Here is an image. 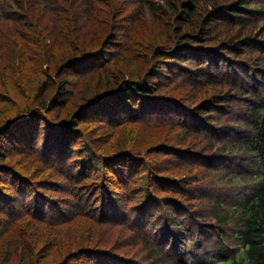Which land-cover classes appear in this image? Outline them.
<instances>
[{
    "label": "trees",
    "instance_id": "1",
    "mask_svg": "<svg viewBox=\"0 0 264 264\" xmlns=\"http://www.w3.org/2000/svg\"><path fill=\"white\" fill-rule=\"evenodd\" d=\"M139 1L154 21L167 28L168 33L165 40L158 41L155 38L149 42L151 44L145 51L148 55L140 54L143 56L142 64H144L141 66L143 70L141 73H135L140 69L134 67L135 63L119 60L127 49L116 43L114 36L104 37L102 45L100 41L94 47L84 46L85 49L74 45V41L68 38L61 46L65 49L73 46V52L56 60L53 69L50 68L52 60L49 59L47 67L41 72L45 79L39 76L34 79L39 72L37 65L34 66L32 61L39 53H46L47 50V46L44 45L39 35L36 40L32 32L29 35L24 34V40H20L11 51L7 47L18 41V34L7 40V43L0 44V218L4 216L6 218L0 222V227H5L7 230L9 227L16 226L12 230L17 234L16 249L12 251H17L19 262L14 264H38L39 245L37 242L44 238V236H38L41 226L49 228L51 224L57 223L70 228L68 226L76 218L82 215L85 217L87 214L99 221L112 222L109 221V209L113 206L118 207L122 203L121 200L123 202L126 198L128 200V196L131 200L134 187L140 185L135 182L136 179L133 180L131 177L142 163L128 153L126 162L127 164L129 162L128 166L131 165L130 170L135 169V171L126 174L127 168L124 162L118 167L122 172L119 179L123 181V184L129 183L132 186L128 192L125 190L118 202L119 198L113 196L110 186L108 187L110 185L108 178L104 173V169L109 167L111 161L105 158L99 159L101 166L96 168L87 156L78 158L74 154L77 146H71L69 141H74L76 137L81 142V137H83L77 129L78 116L71 120L68 116L58 117L52 113L53 109L61 110L65 107V102L70 96L69 91L73 87L72 76L79 73L84 74L86 71L92 74L103 70L104 73L101 74L97 90L93 95L96 98L88 103L84 101L87 105L83 103L84 105L81 106L84 110L81 115H85L90 121H99L101 114L111 116L110 120H106L105 123L112 121L113 116L115 117L114 128L126 122L133 123L140 117H154L156 114L168 121L173 120L172 122H175L177 127L185 129V133L192 134L193 131L185 123L186 118L193 122L205 121L206 123V120L210 119L208 114L214 110L213 108H216L220 102L225 103L226 99L222 98L224 95L212 96L197 105L195 103L185 105L165 98L169 101H161V95H156L157 86L155 85L162 81V78L164 82L160 85L166 83V79L173 80L171 74L174 76V69L171 67L167 69L165 65H162L163 60L172 62L175 66H182L179 77H186L184 75L188 72L193 73L195 71L193 68L199 67L197 70L206 68L208 72H212V77L216 81L238 91L243 90L250 95L252 98L250 102L243 100L246 112L244 134L239 139L226 140L224 145L229 154L239 155V161L243 166L240 163V168L233 170L231 174H221L216 169L218 162L214 158L209 159L210 170L216 169L214 174L209 173V175L215 178L220 177L224 179L221 182L233 187L230 192V189L223 190V192L220 190L221 193L216 196L205 197L210 200L208 216L214 219V227L207 225L209 227L204 226L201 231L195 230V226H188L185 220V217H189V209H193L191 204L183 210L177 200L176 202L160 200L153 204L155 206L152 212H155V209L157 211V208L161 210L168 208L170 212L166 215L163 210L166 216V218L163 217L164 220L162 219L163 224H155V229L149 236L145 233L142 237V229L144 230L150 222H142L145 224L138 226L139 233L135 230L140 236L138 241L143 247L155 251L160 264H264V76H252L248 91L234 81L214 75L216 70H220L221 73L223 70L228 71L230 64L235 63L237 58L246 51H254L255 46L251 42L253 31L249 33L244 31L246 27L244 24L240 27L237 36L225 42H219L218 39L212 37L211 28L213 24L211 19L214 18L218 24H223L224 17L231 21L239 17L251 20L260 18L264 21V6L252 13L251 0H238L230 3L218 0H166L164 5H159L152 0ZM15 5L23 14L28 15L22 0H15ZM1 13L3 17L13 19L12 15L4 14V10H1ZM31 27L35 33L36 28ZM45 31L48 30L45 29ZM50 32L51 30L48 33ZM261 34H264V26L261 28ZM28 43H37L38 47L27 51ZM110 50L114 53L113 56ZM12 54H14L13 57ZM262 59L264 60V54ZM217 62L226 64L213 65ZM111 63L112 66L115 65L112 69L108 68ZM29 66H34L32 76H23V69ZM216 66H222L223 70L215 68ZM130 72L135 74H131L132 77L127 76ZM228 72L230 74V70ZM231 73L235 79L239 77L241 70L234 66ZM189 83L194 84V81ZM27 85L32 88H27ZM10 87L12 91L9 90ZM14 89L18 91V94H15ZM235 95L240 99L243 97L240 92ZM179 105L182 108H179ZM87 106L90 107L87 108ZM173 111L178 116H175ZM182 113L186 115L182 116ZM39 131L41 137L37 145L35 139ZM201 131L202 128H199L197 134ZM13 144V148L9 149L8 146ZM50 146L55 147L50 148ZM88 146V144L85 145L87 148ZM92 149L96 153L93 147ZM63 150L66 151L65 158L60 157ZM189 152L188 148L183 153L189 155ZM14 154L35 163L40 162L58 173L64 181L68 198L61 197L62 195L51 196L44 192V185L47 181L37 178L31 171L22 172L18 167L20 161H12L9 157ZM57 160L64 164L57 165ZM194 161H198V158ZM67 165L73 169L71 171L68 169V173L65 172ZM102 169L103 173L100 172ZM147 172H138L137 175L148 176V180L150 179L146 183L148 188L155 185L158 191L160 189L173 193V191H180L179 187L183 185L180 178L179 183H174L151 171ZM139 178L141 177L138 176ZM168 182H173L170 184L174 185L173 189L165 186ZM162 183L165 184L161 185ZM191 183L193 182H186L184 185V195L188 202H194L198 196L194 195V193L197 194L198 187H193ZM56 207L59 210L58 216L54 214ZM24 220L27 225L24 224ZM195 224L197 225V223L192 225ZM199 224V227L205 225L204 220ZM70 229L69 231L64 230V233H70ZM56 234L53 239H48L44 248L45 250L55 249V258L59 257L60 252L64 255L63 263L68 264L73 259L70 258L73 247L70 245V250H67L64 236L59 232ZM91 236L95 235L89 233L87 237H84L91 241V244L85 243L83 238L77 239L76 257L85 255L90 263L96 261L97 264V254L102 253V247L97 241L93 242ZM239 246H242L245 254V258L241 260L231 255L234 248ZM49 257L53 259L52 255H49L48 259ZM116 259H118L116 255L111 258V260ZM46 264L53 263L47 260Z\"/></svg>",
    "mask_w": 264,
    "mask_h": 264
},
{
    "label": "rangeland",
    "instance_id": "2",
    "mask_svg": "<svg viewBox=\"0 0 264 264\" xmlns=\"http://www.w3.org/2000/svg\"><path fill=\"white\" fill-rule=\"evenodd\" d=\"M152 1L159 5H164L166 2V0ZM218 1L230 3L238 0ZM251 1L252 5L250 10L252 13H254V10H260L259 7L264 6V0ZM22 2L28 15L23 14L15 5V0H0V44L7 43V40L13 36L16 37L18 34V41H15L14 44H9L7 47L11 51L13 50V46L16 47L20 40H24V34L29 35L32 32L36 40L39 38L38 35L40 36L44 45L47 46V50L46 53H39L35 60L32 61L34 66L37 65V71L39 72L34 79H37L38 76L41 79H45L41 72L42 69L47 67V61L49 59L52 60L50 68L53 69L56 60L73 52V46H69L70 48L68 47L66 49L61 46L68 38L74 41V45L85 49V47L97 46V43L100 41L102 45L104 37L114 36L116 43H119L127 49L119 60H128L129 63H135L134 67L141 69H138L139 71L135 69V73H141L143 71L141 66H144L142 64V55H148L145 51H147V48L151 44L149 42L155 38L161 41L168 37L167 28L163 24L160 25L159 22L154 21L148 10L142 7L139 0H108L106 2L100 0H22ZM1 10H4V14L12 15L13 19L3 17ZM211 20L213 22L211 27L213 30L212 37L218 39L219 42L229 41L231 38L237 36L243 24L246 26L244 31L248 33L251 30L253 31V36L251 37L253 40L251 42L254 43V51H246L237 58L235 63L230 64V74L228 72L229 70L224 71L222 66L215 67L223 70L222 73L220 70H213L214 75H220V77L234 81L241 88L249 91L251 77L264 76V60L262 59L264 54V34H261L264 21L260 18L251 20L242 17L234 18L231 21L224 17L223 24H218L215 18ZM31 26L36 28L35 33V30ZM45 29L48 31H45ZM49 30H51L50 33H48ZM37 47V43H28L26 45L27 51L29 49L34 50ZM110 52L113 56L114 53L111 50ZM13 56L14 54H12ZM122 64L126 65V63ZM219 64L226 63L217 62L213 65ZM162 65H165L167 69L170 67L173 68L174 76L171 74L170 76L173 80L166 79V83L160 85L161 82H164V78H162L163 80L155 85L157 86L156 95H161V101L173 99L172 101H178L185 105H192L194 103L197 105L212 96L219 95L221 97L224 95L222 98L226 99L225 103L220 102L216 108H213L214 110L208 114L210 119L206 120V123L205 121L193 122L186 118L185 123L193 131L192 134L185 133V129L177 127V124L172 122L173 120L168 121V119L156 114L154 117H140V119L135 120L133 123L128 124L126 122L114 128L113 120H115V117L113 116L112 121L105 123L106 120H110L109 118L111 116L101 114L99 117L101 121H90V119H86L85 115H81L84 111L81 109V106L84 105L83 103H88L96 98L93 95L97 90V83L101 78V74L104 73L103 70L92 74H88V71H86L84 74L79 73L78 75L72 76L71 81L73 87L69 91L70 96L65 102V107L61 110L53 109L52 113L58 117L68 116L71 120L75 116H78L77 129L83 137H81V142L76 137H74V141H69L71 146H77L74 149V154L78 158L87 156L88 160H91L92 165L96 166V168L101 166L99 159L103 160L105 158L111 161L109 167L104 169V173H106V177L108 178V183L110 184L108 187L110 186L113 196L119 198L117 200L118 202L121 200L120 198L123 196L125 190L128 192L132 186L129 183L127 185L123 184V181L119 179L122 172L118 167L120 164H124V162L127 168L126 174L135 171V169L134 171L133 169L130 170L131 165L128 166L129 162L128 164L126 162L128 153L133 155L132 158L135 157L142 163L141 167H138L139 169L134 173L135 176L133 175L131 177L133 180L136 179L135 182H138L140 185L139 187H134L131 200L128 196V200L127 198L125 202L121 200L122 203L118 207L113 206L109 209V221L112 222L99 221L87 214L85 217L82 215L76 218L68 226L72 229L57 223L51 224L49 228L41 226L38 231V236H44V238L37 242L39 245L37 255L38 264H46L47 260L53 264H65L62 261L64 260V255L59 252V257L55 258V249L45 250L44 248L48 239H53L58 232L64 236L65 242L67 243V250H70V245L73 247L72 254L71 256L69 255L73 259L68 264H96V261L90 263L85 255L83 257H76L75 243L78 242L77 239L83 238L82 240L85 243L91 244V241L84 238L89 233L95 235L91 236L93 242L97 241L99 246L102 247V253L97 254V264H160L157 261L159 257L155 255V251L143 247L142 243L138 241L140 236L137 234L140 231L138 226L145 224L142 222H150V224L147 223L148 226L144 230L142 229V237L145 233L148 236L151 235L155 229V224H163L162 219L164 220L163 217L166 218L163 210L167 215L170 209L161 210L157 208V211L155 209V212H152L154 210L153 206H155L153 204L160 200L163 202L165 200L176 202L177 200L182 205L183 210H186L191 204L193 209H189V217H185V220L188 226H195V230L201 231L204 229V226L209 227L207 225L211 227L215 226L214 219L208 216V203L210 200L205 199V197L208 196L210 198L216 196L221 193L220 190L223 192V190L230 189V192L233 187H229V185L221 182L224 179L220 177L215 178L213 175H209V173L214 174L216 169H218V173L229 175L233 170L240 168L239 164L241 161H239V155L229 154L225 150L224 145L228 140L232 138L239 139L244 134L246 112L243 107V100L250 102L252 98L243 90L238 91L233 87L231 88L216 81L212 77V72H208L206 68L199 70H197L199 67L193 68L195 70L193 73L188 72L184 75L186 77H179L178 75H180L182 66H175L172 62H167L166 60H163ZM34 66H29L26 69L22 68L23 76H32ZM114 66L111 63L108 65V68L112 69ZM234 66L241 70V74L239 77H235V79L231 73ZM135 73L130 72L127 76ZM208 78L210 80H207ZM192 81H194V84L189 83ZM26 87L29 89L32 88L30 85ZM9 90L12 91V88L10 87ZM17 92L15 91V94H18ZM239 92L243 95L241 99L235 95ZM233 95L235 96L233 97ZM229 99L230 102H228ZM87 103L85 104L87 105ZM178 107L182 108L180 105ZM173 114L178 116L175 112ZM185 115V113H182V116ZM122 116L126 118L123 114ZM116 117L119 118V115L116 114ZM199 128H202V131L200 134H197ZM40 137L41 132L39 131L35 139L36 144L39 142ZM86 144L89 145L88 148L85 147ZM13 146L14 144L9 145L8 148H13ZM91 146L96 150L97 154L94 153ZM53 147L55 146H50V148ZM188 148L190 152L188 153L189 155H186L183 152ZM176 154L178 156L177 158ZM65 155L66 151L63 150L60 157L65 158ZM9 157H11L12 161H20L18 167L22 172L29 173L31 171L35 173L34 175L37 178L42 179V181H47L44 185V192L49 193L51 196L62 195L61 197L68 198L64 181L58 173L49 167H45L40 162L35 163L32 160H26L17 154ZM197 158L198 161H194ZM211 158H214L218 162L216 169L210 170L208 167L209 159ZM179 162H182V164H179ZM56 164L63 165L64 163H59L57 160ZM240 165L243 166L242 163ZM68 169H70L69 171L73 170L67 165L65 167L66 173H68ZM150 171L174 183H179L180 178L183 182V185L179 187L180 191H173V193H167L160 189L158 191L155 185H151L148 188L146 186L147 181L150 180H148V176L142 177L143 175L137 174L138 172L149 173ZM100 172L103 173V169ZM100 172L97 173L98 176ZM74 173L77 174V172ZM138 176L141 178L138 179ZM173 182L162 183L161 185L165 184V186L171 189L174 185L170 184H173ZM186 182H193L191 183L193 187H198V192L195 191L197 194L194 193L195 196L198 195L194 202H188L184 195V185ZM57 207L54 211L55 216H58L59 210ZM4 220H6L5 216L0 218V222ZM203 220L205 225L199 227V222L202 223ZM193 223H197V225H192ZM24 224L27 225V222L25 221ZM14 227L16 226L9 227L7 230L5 227H0V264H11L12 262L14 264L19 262L17 251H12V249H16L15 242L17 238V234L12 231ZM69 229L71 231L70 233H64V230L69 231ZM3 230L5 233H1ZM205 234L204 236H206ZM151 237L153 238V236ZM111 248L113 249L111 250ZM49 255L53 256L52 260L50 257L48 259ZM115 255L118 256V259L111 260ZM231 255L238 260L245 258L242 246L234 248V252Z\"/></svg>",
    "mask_w": 264,
    "mask_h": 264
}]
</instances>
